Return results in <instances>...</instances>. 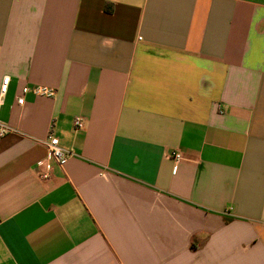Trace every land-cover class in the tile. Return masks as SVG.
Masks as SVG:
<instances>
[{"label": "crops", "instance_id": "obj_1", "mask_svg": "<svg viewBox=\"0 0 264 264\" xmlns=\"http://www.w3.org/2000/svg\"><path fill=\"white\" fill-rule=\"evenodd\" d=\"M3 76L0 264H264V0H0Z\"/></svg>", "mask_w": 264, "mask_h": 264}, {"label": "built area", "instance_id": "obj_2", "mask_svg": "<svg viewBox=\"0 0 264 264\" xmlns=\"http://www.w3.org/2000/svg\"><path fill=\"white\" fill-rule=\"evenodd\" d=\"M8 82V76H3L0 85V94H4L6 91V86ZM31 92L34 95H44V96H52L54 94V90L50 87L45 86H24L21 89V95L17 98L18 103L23 102V94ZM84 119L82 116H76L73 118V127L74 129H81L84 127ZM12 130L7 124L0 121V136L10 132ZM46 147V154L43 158L39 159L35 164V171L39 178L43 180H47L50 177L52 163L57 165H64L70 156H72V152L66 148H63L59 145L58 139L49 134L42 141ZM171 156L178 160L181 158V154L178 151H172Z\"/></svg>", "mask_w": 264, "mask_h": 264}]
</instances>
